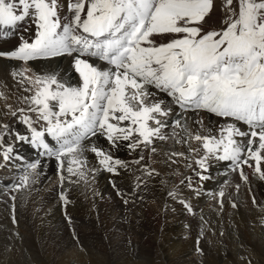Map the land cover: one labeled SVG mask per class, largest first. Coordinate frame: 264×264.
Returning <instances> with one entry per match:
<instances>
[{
	"label": "snow or ice",
	"instance_id": "snow-or-ice-1",
	"mask_svg": "<svg viewBox=\"0 0 264 264\" xmlns=\"http://www.w3.org/2000/svg\"><path fill=\"white\" fill-rule=\"evenodd\" d=\"M214 7V0H66L65 4L60 0H0V34L35 28L33 39L21 35L18 45L0 51V57L29 63L73 56L81 81L71 86L55 73L26 76L31 71L26 68L14 72L21 76L22 85L25 79L31 85L26 89L31 95L23 98L27 108L11 111L8 106L29 133L17 132L14 139L30 143L40 156L54 157L62 180L65 165L70 176L86 177L85 151L94 153L104 170L118 175V169H127L129 164L116 158L111 149L122 144L141 153L134 163L142 165L144 175L150 177L155 169L143 163L142 153L155 154L156 141L178 136L180 128L184 135L176 142L189 145L188 150L198 157L193 162L203 171L215 159L230 161L241 179L247 180L245 165L264 176V0H223V26L205 30ZM64 8L68 15L62 14ZM159 36L169 37L168 42L158 44ZM93 57L112 67L95 66L89 59ZM149 86L172 97L183 112L203 109L243 122L248 131L228 123L219 136L202 135L178 119L171 124L170 137L167 118L173 110L157 100ZM40 121L46 126L38 128ZM8 135L12 129L4 124L0 150L5 160L14 153L13 145L5 142ZM46 135L55 140L56 147L50 146ZM95 136L104 137L109 150L96 144L86 148L83 142ZM193 140L200 147L192 148ZM41 167L39 159L27 163L17 187L30 180L34 183ZM203 171L196 175L208 179ZM187 179L191 187V178ZM62 199L68 203L63 195ZM186 207L191 211L190 205Z\"/></svg>",
	"mask_w": 264,
	"mask_h": 264
},
{
	"label": "bare ground",
	"instance_id": "bare-ground-1",
	"mask_svg": "<svg viewBox=\"0 0 264 264\" xmlns=\"http://www.w3.org/2000/svg\"><path fill=\"white\" fill-rule=\"evenodd\" d=\"M60 3L65 4L66 0ZM62 14L68 15L66 8L62 9ZM211 14L216 18L221 11L215 7ZM34 33L35 28L29 27L27 32L21 28L9 36L0 34V51L13 50L21 35L31 40ZM89 59L99 68L112 67L106 61ZM73 60V56L62 55L22 63L0 57V128L10 125L12 135L6 136L5 142L13 145L14 153H19L5 163L6 168H0V264H154L155 252L161 253V264H213L201 255L207 252L208 244L220 245L223 238L215 235L219 233L216 232L218 223L225 226L227 242L231 239L241 242L239 232H251L250 237L254 235L264 244V225H261L264 224V176L256 173L254 167L245 165L243 172L247 180L241 179L230 161L215 159H211L210 167L203 171L193 162L198 157L188 150L189 145L176 142L184 135L180 128L176 129L178 136L156 141L155 154L142 153L143 163L155 169L150 177L144 175L142 165L134 163L141 153L122 144L119 149H111L116 158L129 164L127 169H118V175L104 170L91 151L84 152L85 178L70 176L67 170L63 172L64 189L74 197L63 194L68 203L62 199V184L56 181L59 190L54 180L56 187H45L43 183L46 188L43 192L23 199L24 191H18L16 185L25 175L27 163L41 161L39 177L44 182L42 171L44 174L51 171L57 161L54 157L38 155L40 150L30 143L14 139L17 132L29 134L26 126L19 122V116L13 117L11 111L28 107L23 98L31 95L26 91L31 85L27 79L22 85L21 76L13 73L21 68L31 70L26 76L55 73L66 84L79 86L81 81ZM149 91L173 110L167 118L170 126L166 132L170 137L171 124L178 119L182 123L186 121L191 131L202 135L219 136L220 129L228 123H236L242 131H248L243 122L203 109L183 112L165 92L151 86ZM32 118L35 120L34 113ZM36 126L41 128L46 124L40 121ZM46 140L50 146H57L52 137L46 135ZM83 143L86 148L96 144L109 150L102 136L89 137ZM191 147L200 145L193 140ZM172 153L184 155L172 156ZM201 171L208 179L198 178L195 173ZM221 191L224 197H220ZM186 205L191 206V211ZM242 228L245 231H241ZM197 241L202 244L199 253L194 250ZM225 264L231 262L225 260Z\"/></svg>",
	"mask_w": 264,
	"mask_h": 264
},
{
	"label": "rangeland",
	"instance_id": "rangeland-1",
	"mask_svg": "<svg viewBox=\"0 0 264 264\" xmlns=\"http://www.w3.org/2000/svg\"><path fill=\"white\" fill-rule=\"evenodd\" d=\"M214 4L216 7V10L218 9V11H221V15L219 17L215 18L214 17L215 15L214 14L212 15L210 13L209 17L207 18V22L204 25V28L207 30H213V29L219 30L223 26V22L225 20V11H224V7H223V0H214ZM168 39H169V37L159 36V37H157V42H158V44L159 43H167ZM1 151L2 150H0V168L1 167L6 168L5 163L9 160H5L3 158ZM17 155H19L18 152L13 153L12 156H13V158H15ZM2 159H4V161H2ZM56 163H57L56 166L54 168H52L51 171L45 172V174L42 171L41 175H44L42 178L45 177L44 182H41V180H40L41 178L38 177L39 180L36 179V181L34 183L30 180L29 181L30 183L28 182V184L25 187H23V186L17 187L18 191H21V190L24 191L25 196L23 199L29 198V196H33V195L36 196L39 192H43V190L46 189L45 187H47L48 185L50 187H56L55 185H57L58 186L57 188L60 190L59 182L62 184V187L60 190L61 194L62 195L65 194L67 197L69 196V198L73 197L71 192L66 191L64 189V185L62 183L63 180L61 179V171L57 167L58 162H56ZM65 168H67V165H65L63 172L66 171ZM57 170L59 171V174H58ZM52 175H53V177H52ZM203 175L206 176V174H204V173H203ZM54 177L56 180L53 179ZM50 180H52V181H50ZM53 180L55 182V185H54ZM56 181H59V182L56 183ZM43 183H44L45 187H44ZM41 187H43V188H41ZM39 189H41V190H39ZM63 189L65 191H63ZM16 225H18L17 222H16ZM261 225H264V224H261ZM216 226H217L216 232H219V233H216V234L214 233V234L217 235L218 237H220V239H221V237L223 239H221L219 246H212L211 244H208V246L206 248V249H208L207 252L201 255L202 257L205 258L206 261H208V260H209V262L212 261L213 264H225V260L230 261L231 264H264V247H263L264 244L262 242H260L259 238H257L254 235H252L250 237V234H252L251 232H246V233L245 232L244 233L239 232V236L241 237L239 240H241V242H237V241L233 242L232 239L230 240V242H227L225 240V236L227 233L226 229H224L225 226L222 225L221 223H218ZM16 227H18V226H16ZM240 230L245 231V229H243V228ZM195 243H194V248H195L194 250L198 253L201 252L202 244L199 243V241H197ZM155 253L153 254V263L154 264H161L163 262L161 253L160 252H155ZM200 263L206 264L203 262H200Z\"/></svg>",
	"mask_w": 264,
	"mask_h": 264
}]
</instances>
